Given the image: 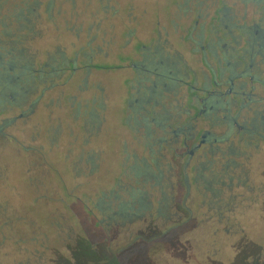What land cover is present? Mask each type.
<instances>
[{"label": "rangeland", "instance_id": "obj_1", "mask_svg": "<svg viewBox=\"0 0 264 264\" xmlns=\"http://www.w3.org/2000/svg\"><path fill=\"white\" fill-rule=\"evenodd\" d=\"M224 5L230 12L216 15ZM209 13L215 28L209 35L207 25L203 41L201 26ZM255 26L264 29V0H0V52L3 42L24 37L18 47L27 50L26 57L38 68L50 51L48 70L58 72L20 107L10 90L7 101L0 98V264L264 260V126L257 132L252 126L264 118V84L258 82L264 80V46H249ZM209 38L214 53L206 48V66L216 68L219 83L235 75L236 85L245 83L243 91L253 92L257 102L242 109V96L232 95L221 99L218 112H185L189 89L178 80L188 69L202 86L201 45ZM153 44L170 61V89L155 93L142 111L161 125H137L144 116L129 104L139 98L130 64L144 58L140 46ZM220 58L230 65H220ZM101 65L111 67L100 70ZM156 80L152 74L148 85ZM187 81L195 84L192 74ZM35 101L36 112L25 124L20 115ZM179 129L184 134L176 137ZM205 132L218 139L219 151L200 158L212 148L206 143L190 158L184 136L194 137L192 147ZM217 160L234 162L236 177L247 183L226 192L232 201L222 211H211L216 189L199 178V169ZM214 165L203 179H211ZM132 196L146 210L135 220H120V205L133 211L142 205Z\"/></svg>", "mask_w": 264, "mask_h": 264}, {"label": "flooded vegetation", "instance_id": "obj_2", "mask_svg": "<svg viewBox=\"0 0 264 264\" xmlns=\"http://www.w3.org/2000/svg\"><path fill=\"white\" fill-rule=\"evenodd\" d=\"M187 1V0H186ZM189 1V0H188ZM224 3V2H222ZM200 4V3H198ZM212 7V5L210 6ZM201 7L198 5V7L196 6V14H198L200 12ZM190 12V11H188ZM222 12H225L226 14L230 12L229 8L227 6L224 5V10H215V14L219 15L222 14ZM199 18L195 21L193 29H197V27L199 26V23L201 21V17L198 16ZM226 20H231L232 17H225ZM213 16L209 13L206 17H205V23L201 26V36L203 41H205V30L206 27L208 25L209 29L207 30L206 33H208L209 35L211 34V28H215V23L212 21ZM50 20L52 22H54V20L52 18H50ZM223 21V20H222ZM242 28V26H239ZM189 26L186 28L188 29ZM176 29H179V26L176 27ZM258 26H255L254 28H251V32L250 34H256L255 37L252 38L253 42L249 43V46L251 47V50H253V46H260L263 47L264 46V29L262 30H258ZM189 30V29H188ZM187 32V30H186ZM39 38L42 39L43 35L39 32ZM12 38V37H11ZM26 39H24V37H22V39L17 38L16 41H10L8 42H3V44L7 45L5 50H3L2 52H0V67L1 69H3V71L0 72V86H1V91H0V98L3 99V102L7 101V96L6 92L7 91H12L13 95H11L10 97L13 99V101L15 102V104L17 103V106L20 107V103L21 102H26V99H28L27 97H29L28 95H35L37 94V92H39V88L40 86L44 83L49 82V80L51 82H54V78H56L57 75V68H55L53 74H52V70L49 72V67L51 66V60L53 59V56L51 54L50 51H45V55L46 60L44 61L43 64H41L40 66H38V68L35 66V64H33L30 60L26 57L25 52L27 50H23L21 48H19V45H23L25 44L24 41ZM221 40V39H220ZM219 40V43H220ZM214 40H212V38H209V42L207 44V46L205 45H201V48L204 52V59L201 60L202 62V66L205 68V72H202V77H203V84L202 86L199 85L198 82V76L195 72L192 71V73H190V71L188 69L185 70V73L183 74V78L178 80V86L181 88H188L189 89V93L188 96L185 97L184 99V105H186V110L185 112L187 114H192L193 110L198 113V114H208L209 111H214V112H218L219 108L218 105L219 104H223V102L221 101V99H223L225 96H237V97H241L243 98V105L241 106L242 109H244L245 107L249 106L252 103L257 102V100L255 99L256 96L255 94L252 93H246L245 91H243V89L245 88V83L241 84V85H236V81H235V75H231L230 77H228L227 80H223V82L219 83V81L217 80L218 75H217V70L216 68L211 65L210 67L206 66V63H208V52L206 50V48H208V50L210 52H213L212 46H213V42ZM222 41V40H221ZM132 44V43H130ZM2 45V43L0 42V46ZM157 45V44H156ZM154 46V44L152 46H140V48L138 49L139 51H141V54H143V59L140 60V62H132L130 64V67L132 68V71L134 72V74L136 75L135 78V82L136 84L138 83L139 87H138V95L139 98L137 97V99H135L133 102L129 101L130 106H132V104H136V107L134 108V113L138 116L139 114L141 116L145 115L142 113V111H145V106H147L150 102V100H153L154 98V94L155 93H159L162 92V90H169L170 86L168 83H165L167 80H169V77L167 74H169V68H170V61L168 59H164L162 58V55L164 53L163 48H159L157 46ZM129 46V45H128ZM1 48V47H0ZM224 49H227V47L224 45ZM145 50V51H144ZM212 53V54H213ZM157 61H155V59H157ZM32 60H35L34 58H32ZM219 64L222 65L225 63V65L229 66V61L227 58L224 59H219ZM253 61V60H252ZM34 62V61H33ZM35 63V62H34ZM241 64L244 65V62L240 61ZM35 66V67H32ZM70 66V63L69 65ZM124 65L121 66H112L114 68H123ZM105 67H111L110 65H101L100 66V70L101 68L104 69ZM128 66H126V68H128ZM250 68H253V63L252 65L249 66ZM82 69V68H81ZM47 70V72H46ZM79 68H73V71L75 72H79ZM252 69H249V72ZM81 71V70H80ZM156 72V73H155ZM223 72L224 70H222L221 72V78L223 79ZM48 73V74H47ZM50 73V74H49ZM89 73V71L87 72V74ZM171 73V72H170ZM206 73V74H205ZM49 75V77L47 75ZM152 74H156V76L158 77V80L153 81L152 85L149 86L148 84L150 83V77ZM191 74L193 75V82L195 84H190L187 80L191 77ZM208 74V75H207ZM53 76V77H52ZM52 77V78H51ZM88 78V76H87ZM88 81V79L86 80V82ZM254 81V78L251 79V82ZM258 82H262V84H264V80H258ZM105 84L103 82V80L100 79V85L99 87L102 88L103 93L105 92V90L107 91V89L105 88ZM127 86H129V91H130V95L133 98L134 94H131V89L133 88V82H127ZM51 87H54V85L52 84ZM46 92V90H45ZM86 92L85 90H81L80 93H84ZM39 99H41V95L39 97ZM214 99H218V100H214ZM38 101H35L32 105L31 108H29V112H25L22 113L20 115V117L25 121V124H28V122L32 119V115L36 112V103ZM14 103H11V105H13ZM14 104V105H15ZM20 104V105H19ZM136 117V116H135ZM165 117L161 118L162 121L164 120ZM233 123L232 125H237L238 123L235 121L236 119H232ZM158 121H160L159 118H152L151 121L144 116L142 121L138 120L137 121V125H149L151 124V122L156 123L157 125H161ZM254 131H256L259 127L264 126V118L262 117L261 121H257V120H253V124H252ZM238 128H241V126H238ZM192 128L189 127V130H191ZM184 129H179L178 131H174V135L176 137H179L180 135L184 134L183 133ZM257 132V131H256ZM211 137H213V134H211L210 132H205L202 134L201 139H200V143L196 144L193 143L192 147L189 146L188 142H191L194 137L193 136H184V140H183V146L184 149L186 150V154L190 156V158H192L202 147V145L209 143L210 146L212 148H210L209 152L204 151L203 155L200 158H207L208 157V153H211L212 156L215 155V152L217 153V151H219L218 147H215L214 144L218 145L219 141L217 138H215L213 141L211 140ZM207 145V144H206ZM182 157H185V154L182 155ZM215 164V168L213 171H211V179L207 180V179H203L204 177V173L212 167V165ZM222 164V165H220ZM235 164L232 161L226 162V164H223L220 161H214V162H210L209 167L206 165V163H202L200 166V175L199 178H202V180H204L205 184L210 186V187H214L216 190L213 192V196L212 198H210V202H209V209L212 210H219L222 211L223 208L227 207L228 203L230 201H232L230 198L226 197L227 193H233L234 190L237 187H245L246 183H247V178L244 180L243 182V177L239 175V177H236V174L234 172V170L232 169L231 165ZM220 166V167H219ZM236 169V167H234ZM140 171V170H139ZM142 174V172H140ZM138 174V175H141ZM144 175V174H142ZM147 175V174H146ZM234 180L237 181L236 184H234ZM222 188V189H220ZM225 192H224V191ZM227 192V193H226ZM133 199L135 200L136 203H140L142 204L140 206V208L137 210H132V208H128L125 207L126 204H122L119 207V211L117 212L116 216L120 219V220H128V221H132L135 220L138 216H140V213H143L145 206H143L142 203V199L139 200V198H135V196H132ZM206 197V196H205ZM230 205V204H229ZM135 218V219H134ZM110 219H112V217L110 216Z\"/></svg>", "mask_w": 264, "mask_h": 264}, {"label": "trees", "instance_id": "obj_3", "mask_svg": "<svg viewBox=\"0 0 264 264\" xmlns=\"http://www.w3.org/2000/svg\"><path fill=\"white\" fill-rule=\"evenodd\" d=\"M37 4H40V2H38ZM38 8V7H37ZM36 10V9H35ZM34 11V10H33ZM37 11V10H36ZM30 13H32V10L30 11ZM250 263H252V260H250ZM254 264H264V260L263 257H260L259 260H257Z\"/></svg>", "mask_w": 264, "mask_h": 264}]
</instances>
